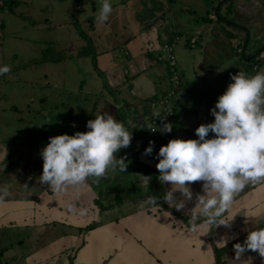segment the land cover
Segmentation results:
<instances>
[{
	"label": "crops",
	"instance_id": "crops-1",
	"mask_svg": "<svg viewBox=\"0 0 264 264\" xmlns=\"http://www.w3.org/2000/svg\"><path fill=\"white\" fill-rule=\"evenodd\" d=\"M87 1L95 19L100 0ZM116 6L103 25L91 16L83 22L87 36L78 37L82 42L77 46L92 48L93 75L109 91L108 113L99 99L90 106L123 122L132 133L130 147L116 153L117 159L126 157V171L109 170L99 180L88 177L52 192L37 179L43 169L40 150L49 137L73 133L58 128L51 135L31 134L26 127L20 131L27 142L18 145L0 136V187L7 185L11 193L0 202V264H215L214 249L222 264H264L258 252L247 251L237 259L233 250L249 231L264 228V184H249L235 197L221 217L225 225L192 231L189 213L195 194H202V182L191 184L193 200L177 211L163 201L170 185L158 181L155 167L161 146L171 139H198L195 129L214 122L210 109L232 75L242 71L251 77L264 70V0H116ZM232 6L250 15L241 25L248 36L227 18ZM171 42L181 79L173 116L165 122L173 129L153 137L148 102L167 90L168 66L158 57L163 55L160 47ZM213 137L209 133L207 138ZM150 141L153 152L145 155ZM129 175L137 191L125 199L126 209L116 212L112 207L121 204L120 187ZM141 175L151 177L149 184H142ZM116 184L119 188L111 194ZM174 195L182 199L181 193ZM109 196L114 203H105ZM148 196L156 197L160 207L145 203Z\"/></svg>",
	"mask_w": 264,
	"mask_h": 264
},
{
	"label": "clouds",
	"instance_id": "clouds-1",
	"mask_svg": "<svg viewBox=\"0 0 264 264\" xmlns=\"http://www.w3.org/2000/svg\"><path fill=\"white\" fill-rule=\"evenodd\" d=\"M112 11L111 0H100L96 22L103 25ZM10 71L7 65L0 67V75ZM230 79L232 82L210 109L214 122L195 129L198 139H171L157 154V179L162 185H170L163 194L170 208L184 209L185 203L193 200L191 184L202 182V194H195L189 213L192 231L225 225L221 217L235 197L249 184H264V70L251 77L239 71ZM156 116L160 117L158 112ZM86 127V132L49 137L40 150L43 169L37 179L52 192L81 184L88 177L99 180L109 170L126 171V157H116L121 149L130 147L133 138L124 123L103 114L88 120ZM172 129L171 123H162L158 131L165 134ZM209 133L214 137L207 138ZM153 148L154 142L150 141L144 154L151 155ZM141 177L142 184H149L150 176ZM176 192L182 199L175 197ZM10 194L7 185L0 187V202ZM145 203L160 207L154 196H148ZM233 250L237 259L247 251L258 252L264 258V228L249 231L244 242L234 244Z\"/></svg>",
	"mask_w": 264,
	"mask_h": 264
},
{
	"label": "rangeland",
	"instance_id": "rangeland-1",
	"mask_svg": "<svg viewBox=\"0 0 264 264\" xmlns=\"http://www.w3.org/2000/svg\"><path fill=\"white\" fill-rule=\"evenodd\" d=\"M111 3L115 8L113 11L119 8L116 0H111ZM89 4L87 0H7L0 7V67L7 65L11 69L0 75V136L15 140L14 145L23 139L27 142L20 131L26 127L31 134L45 132L46 135H51L58 128L73 134L88 131L87 121L104 114L90 106L98 99L99 105L109 112V91L100 76L98 79L94 77L92 57L76 59L80 51L77 45L82 42L78 37L87 36L83 22L91 16ZM231 8L232 14L227 18L242 30L241 25L250 15L233 6ZM91 18L95 20L93 15ZM238 28H233L235 35L241 33ZM235 35L230 39H235ZM85 49L89 52L90 46ZM90 50L93 51L92 48ZM43 56L46 59L61 58V61L41 63L39 60ZM80 87L85 96L79 95ZM113 96L110 102L114 101L115 94ZM133 187L131 175L125 176L120 187L123 189L119 191V196L123 197L121 204L118 201L112 207L116 212L126 209L125 199L137 191ZM116 188L119 184L114 185L110 193H115ZM111 197L105 203H114L110 202Z\"/></svg>",
	"mask_w": 264,
	"mask_h": 264
},
{
	"label": "built area",
	"instance_id": "built-area-1",
	"mask_svg": "<svg viewBox=\"0 0 264 264\" xmlns=\"http://www.w3.org/2000/svg\"><path fill=\"white\" fill-rule=\"evenodd\" d=\"M194 41L193 39L191 42L194 43ZM174 44L175 42L165 43L159 49L163 55L159 56L158 60L164 61L168 66V87L164 95L148 102V110H150L148 114L149 132L153 137L160 134L158 128L161 127L162 123L167 122L173 116V99L181 84L174 55ZM157 112L160 117L156 116Z\"/></svg>",
	"mask_w": 264,
	"mask_h": 264
},
{
	"label": "trees",
	"instance_id": "trees-1",
	"mask_svg": "<svg viewBox=\"0 0 264 264\" xmlns=\"http://www.w3.org/2000/svg\"><path fill=\"white\" fill-rule=\"evenodd\" d=\"M1 2H2V4L0 5V7L2 8L4 5H5V3L7 2V0H0ZM5 1V2H4ZM78 15V14H77ZM217 17H220L218 14H217ZM2 25H0V27H1ZM82 38H84V37H82ZM82 38L80 39V40H82ZM85 39V38H84ZM89 45H87L86 44V46H81V47H79V49H80V51L76 54V57L77 58H81V57H91V53H92V51L89 49V52H86V49H85V47H88ZM70 58L72 57L71 55L69 56ZM49 60H52V61H49ZM41 63H50V62H59V61H61V58L60 59H46V56H43L42 58H41V60H39ZM248 71L250 70V69H247ZM165 94V93H164ZM163 94V95H164ZM89 229V228H88ZM214 253H215V256H216V263L215 264H222V262H220V258L218 257V255H219V252H218V250H216V249H214Z\"/></svg>",
	"mask_w": 264,
	"mask_h": 264
},
{
	"label": "water",
	"instance_id": "water-1",
	"mask_svg": "<svg viewBox=\"0 0 264 264\" xmlns=\"http://www.w3.org/2000/svg\"><path fill=\"white\" fill-rule=\"evenodd\" d=\"M224 2H225V1H221V2L217 5L216 10H215L216 15H217L218 7H219L220 5H222ZM235 26H236V25H235ZM242 30H243V29H242ZM243 31L246 33V36H248L247 32H246L245 30H243ZM246 43H247V39L245 40V44H246ZM244 50H245V48H244ZM244 50H243V52H242V57H244Z\"/></svg>",
	"mask_w": 264,
	"mask_h": 264
}]
</instances>
